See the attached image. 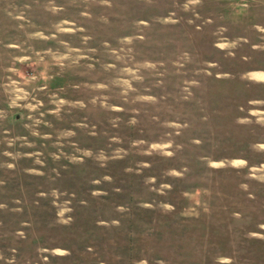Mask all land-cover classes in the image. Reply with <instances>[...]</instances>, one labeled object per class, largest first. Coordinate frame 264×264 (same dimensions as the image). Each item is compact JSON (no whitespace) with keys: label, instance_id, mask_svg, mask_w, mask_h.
<instances>
[{"label":"rangeland","instance_id":"1","mask_svg":"<svg viewBox=\"0 0 264 264\" xmlns=\"http://www.w3.org/2000/svg\"><path fill=\"white\" fill-rule=\"evenodd\" d=\"M264 0H0V264H264Z\"/></svg>","mask_w":264,"mask_h":264},{"label":"bare ground","instance_id":"2","mask_svg":"<svg viewBox=\"0 0 264 264\" xmlns=\"http://www.w3.org/2000/svg\"><path fill=\"white\" fill-rule=\"evenodd\" d=\"M256 77L259 79H264V75H256Z\"/></svg>","mask_w":264,"mask_h":264}]
</instances>
